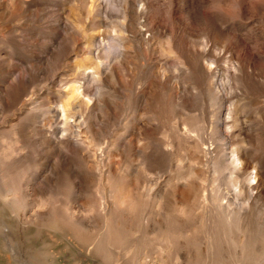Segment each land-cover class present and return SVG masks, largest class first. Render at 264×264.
<instances>
[{
  "label": "rangeland",
  "instance_id": "rangeland-1",
  "mask_svg": "<svg viewBox=\"0 0 264 264\" xmlns=\"http://www.w3.org/2000/svg\"><path fill=\"white\" fill-rule=\"evenodd\" d=\"M0 264H264V0H0Z\"/></svg>",
  "mask_w": 264,
  "mask_h": 264
}]
</instances>
